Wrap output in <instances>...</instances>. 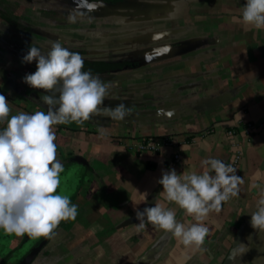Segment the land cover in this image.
<instances>
[{
  "label": "crops",
  "instance_id": "1",
  "mask_svg": "<svg viewBox=\"0 0 264 264\" xmlns=\"http://www.w3.org/2000/svg\"><path fill=\"white\" fill-rule=\"evenodd\" d=\"M245 2L129 0L110 7L71 0L78 9L61 16L54 25L59 33L46 34L88 58L132 62L99 77L110 88L104 106L123 103L129 114L123 121L98 115L83 125L54 126L57 159L64 166L57 191L75 184L65 194L78 205V215L60 223L33 264H264V231L250 224L264 188V29L241 22ZM10 82L22 87L14 74L0 68V94L6 96L5 88L14 91V101L6 97L11 114L47 110ZM29 93L43 96L31 87ZM249 123L251 136L246 134ZM5 126L0 124V130ZM165 138L174 147L138 149L140 143L154 146ZM236 150L242 151L235 169L243 183L236 197L204 221L209 233L200 248L186 247L148 223L136 230V210L155 202L175 210L178 221L194 223L164 199L158 183L162 172L200 173L206 158L232 165ZM75 164L73 181L69 172ZM40 240L25 244L33 247L20 261ZM241 243L246 250L238 255L233 250Z\"/></svg>",
  "mask_w": 264,
  "mask_h": 264
},
{
  "label": "clouds",
  "instance_id": "2",
  "mask_svg": "<svg viewBox=\"0 0 264 264\" xmlns=\"http://www.w3.org/2000/svg\"><path fill=\"white\" fill-rule=\"evenodd\" d=\"M241 22L264 29V0H246ZM33 61L36 70L26 74L23 82L50 93L41 97L47 110L11 114L8 99L0 94V124L6 125L0 130V229L17 236L52 239L62 221L75 220L78 215V205L68 194L57 191L64 166L57 159L54 126L70 122L83 125L98 115L123 121L129 111L123 103L114 108L104 106L109 86L91 71L83 70L82 56L60 41L53 42L46 54L30 46L22 63ZM100 135H106L104 129ZM201 163L204 170L200 173L178 174L171 169L162 172L158 181L164 199L178 205L195 222L182 223L176 219L175 210L155 202L154 206L136 210L138 232L148 223L171 233L186 247L203 245L209 233L204 221L211 212L219 211L223 202L238 195L243 179L231 164L219 159L206 158ZM251 186L259 187L255 183ZM259 196L250 224L254 230L264 231V188ZM245 250L246 245L241 243L233 251L242 255Z\"/></svg>",
  "mask_w": 264,
  "mask_h": 264
},
{
  "label": "rangeland",
  "instance_id": "3",
  "mask_svg": "<svg viewBox=\"0 0 264 264\" xmlns=\"http://www.w3.org/2000/svg\"><path fill=\"white\" fill-rule=\"evenodd\" d=\"M34 2L39 3L41 6L37 4L39 7H35ZM6 5H10L11 9L8 10L7 7L3 9ZM0 6L4 10L3 12L18 19L22 25L29 24L31 27V32H24L0 20V68H5L8 73L14 74L22 88L29 90L30 87L23 82V77L26 74L33 73L34 70L27 69L25 67L27 64L22 63L23 54L12 55L11 52L13 51L4 44L2 39L26 44L28 47L36 46L41 49L42 53H47L50 50V43H53V41L46 33H50V31L59 33L60 28H56L54 25L58 24L61 21V16L67 15V12L73 14L78 6L75 3H67L65 0H0ZM5 91L6 97L14 101V91L10 88H5ZM9 105L13 110V105L10 103ZM18 111L21 112L22 110L18 109ZM78 166L75 164L69 172V178L73 181H75ZM67 185L68 188L65 187L63 193L72 189L75 190V184L68 182ZM18 238L17 235L5 233L3 229H0V262L11 254L7 264H17L24 254L33 247L30 244L18 245L16 243ZM41 238H38L37 241Z\"/></svg>",
  "mask_w": 264,
  "mask_h": 264
},
{
  "label": "trees",
  "instance_id": "4",
  "mask_svg": "<svg viewBox=\"0 0 264 264\" xmlns=\"http://www.w3.org/2000/svg\"><path fill=\"white\" fill-rule=\"evenodd\" d=\"M128 1L129 0H80L81 3L104 4V5H107L110 7H118V6L125 4ZM70 2H71V0H70ZM37 4L38 3L34 2V6H36ZM6 7L8 10L11 9L10 5H6L3 9H5ZM0 9H1V6H0ZM3 9L0 10V20L6 22L7 24H9L13 27L19 28L20 30H22L24 32H31V27L29 26V24L28 25H22L18 19H15L11 15H8L6 12H3L4 11ZM2 41L14 53L24 54V55L27 54L29 47L26 46V44L16 43V42H13V41L8 40V39H2ZM70 51L77 52L82 56V58L84 60V69L83 70L91 71V73L94 76H98V77L123 71L124 69L129 68L133 65V63L129 62V61H115V60H108V59L88 58L84 55L85 52H83L81 50H75V49L71 50L70 49ZM31 64L34 65V68L36 69V62L33 61L32 63H30V65ZM10 84L14 87L16 92L20 93V95L30 96L32 98V102L35 103L37 106L44 105L42 102L41 96H36L35 94H31V93H29L28 89L26 90V89L18 86L17 84H15L13 82H10ZM37 91H39L43 95L50 94V93H44L43 90H37ZM59 227H60V225H59ZM57 229H56V231H57ZM31 239L32 238H30L28 235L25 234L23 236V240H22V243L20 246L25 245ZM43 240H45V238L42 237V239L35 245V247L38 246ZM47 240L49 242L51 239H47ZM44 249L42 250V252L44 251ZM10 255L11 254H9L5 258H3L0 262V264H7L8 260L10 258Z\"/></svg>",
  "mask_w": 264,
  "mask_h": 264
},
{
  "label": "built area",
  "instance_id": "5",
  "mask_svg": "<svg viewBox=\"0 0 264 264\" xmlns=\"http://www.w3.org/2000/svg\"><path fill=\"white\" fill-rule=\"evenodd\" d=\"M253 129H254V126H253L252 123L247 124L246 134H248V136H251ZM229 134L232 137L236 136V134H235V132L233 130L230 131ZM237 144H238V142L235 141L234 142V146H237ZM162 146L171 148V147H174V142L171 139H169V138H165V139H162L161 141L156 142L154 146H150L149 144H146V143H140L138 145V149L139 150H146V149L154 150V149H160ZM179 158H180V156L176 155V160L177 161H179ZM241 158H242V151L241 150H236L235 153H234V156H233V164H232V166L234 168H236V166L240 162Z\"/></svg>",
  "mask_w": 264,
  "mask_h": 264
},
{
  "label": "water",
  "instance_id": "6",
  "mask_svg": "<svg viewBox=\"0 0 264 264\" xmlns=\"http://www.w3.org/2000/svg\"><path fill=\"white\" fill-rule=\"evenodd\" d=\"M47 242V239L43 240L38 246L33 248L18 264H33L47 245Z\"/></svg>",
  "mask_w": 264,
  "mask_h": 264
}]
</instances>
